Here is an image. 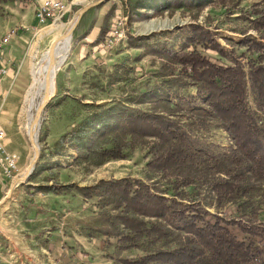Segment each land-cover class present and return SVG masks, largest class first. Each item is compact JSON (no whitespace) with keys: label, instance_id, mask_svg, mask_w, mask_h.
Listing matches in <instances>:
<instances>
[{"label":"rangeland","instance_id":"obj_1","mask_svg":"<svg viewBox=\"0 0 264 264\" xmlns=\"http://www.w3.org/2000/svg\"><path fill=\"white\" fill-rule=\"evenodd\" d=\"M97 1L64 0L67 11L61 17L45 22H40L36 16L40 2L34 6L35 0L0 3V31L1 28H30L27 51L31 60L38 52L41 55L50 53L52 43L64 35L65 28L75 20L79 11ZM261 3L262 0H107L88 10L71 35V51L56 77L57 92L42 115L37 141L44 156L38 163H44L47 169L32 182L29 178L18 183L8 197L12 184L26 173L34 156L29 134L24 128L27 122L25 97L33 82L31 60L29 71L21 76L22 94L11 102L17 105V111L5 113L0 106V119L5 122L3 125L0 122V125L7 132L6 148L17 157L16 171L9 175L0 173V231L4 236L0 234V251L6 255V261L0 264H115L117 258L137 259L151 250L167 248L161 243H150L121 251L117 239L105 235V211L97 206V198L85 200L75 190L60 195H32L28 194V185L57 182L92 186L100 180L130 178L151 184L156 182L166 190L164 195L171 198L174 193L168 179L147 171V163L153 158L151 141H142L133 150H128L125 159L106 161L100 166L77 161L73 148L64 149L60 154L55 148L63 135L79 126L98 106L110 108L122 104L139 111L153 112V100L167 97L168 93L174 104L180 102L184 115L178 118L183 123V130L197 146L218 157L231 154L233 143L220 122L202 123L189 112L193 104L200 103L196 89L191 86L181 89L176 85L169 88L175 84L174 76L170 74L177 73L176 67L157 52L163 48L183 49L190 25L199 24L213 32L225 50L234 51L239 56L245 50L229 41L242 39L243 30L248 35H255L239 16ZM31 7L35 8L34 13L28 12ZM29 14L35 17L33 24L29 23ZM103 24H107L109 32L106 40L96 45L98 49L95 51L90 48L84 50L82 40L90 38L94 32L93 39ZM62 26L64 30L61 31ZM117 31L121 34L114 41ZM109 40L114 41L111 46L106 45ZM95 44L96 41L90 46ZM198 49L213 62L231 63L230 58L215 51L202 46ZM89 50L93 53V60L87 65L86 52ZM245 62L242 60L243 64ZM249 103L253 112L264 119L257 111L252 95ZM197 188L201 191V187ZM202 190L205 196L202 204L211 213L248 220L246 216L253 208L258 211L254 219L264 222V185L257 186L250 196L235 204L218 206H215L213 194L205 192L204 187ZM193 191V188L186 189L189 194ZM237 206H240L239 211H235ZM237 233L241 239L245 238L241 232Z\"/></svg>","mask_w":264,"mask_h":264},{"label":"trees","instance_id":"obj_2","mask_svg":"<svg viewBox=\"0 0 264 264\" xmlns=\"http://www.w3.org/2000/svg\"><path fill=\"white\" fill-rule=\"evenodd\" d=\"M17 1L23 0L0 3ZM261 4L239 16L247 29L255 32L248 35L243 30L242 39L229 41L245 50L239 56L225 50L215 34L199 24L190 25L183 49L157 52L176 67L177 73L170 74L175 84L167 81L169 88L196 89L200 103L193 104L189 112L202 123L220 122L233 143L231 154L218 157L197 146L183 130L179 119L184 115L182 106L170 100V93L153 100V112L122 104L98 106L57 141V153L73 148L77 161L100 166L125 159L128 150L151 141L153 158L147 171L168 179L174 195L166 197V190L156 182L130 178L100 180L92 186L34 183L28 185V194L60 195L75 190L85 200L97 198V206L105 211V235L116 238L121 251L139 244L167 246L137 259L117 258L115 264H264V222L254 219L256 209L244 220L211 213L202 204L203 187L213 194L218 206L235 204L264 185V119L249 103L252 95L257 111L264 116V0ZM108 34L107 24H103L95 45L104 42ZM199 46L230 58L231 63L213 62ZM46 169L44 163H38L29 181ZM189 188L194 190L191 194L186 192ZM239 210L237 206L235 211Z\"/></svg>","mask_w":264,"mask_h":264},{"label":"crops","instance_id":"obj_3","mask_svg":"<svg viewBox=\"0 0 264 264\" xmlns=\"http://www.w3.org/2000/svg\"><path fill=\"white\" fill-rule=\"evenodd\" d=\"M38 4L42 0H35ZM20 2V1H17ZM7 4H13L12 2H8ZM15 4V3H14ZM32 6V7H33ZM30 8L28 12L34 13L35 8ZM31 15V14H29ZM34 16H30L29 23L33 24ZM14 27V26H13ZM23 28H1L0 31V69H5L6 74L0 79V106H3L5 113H13L16 112L17 108L15 105H12L11 102L17 100L18 97L22 94V85L23 82L21 81L22 74H25L30 69L31 60L28 57V47H27V40H28V32L30 28H25V26H21ZM43 31V30H42ZM7 35H10L9 41L5 44L2 42L3 38ZM94 32L91 34L90 38H85L82 40V45L85 49L96 50L98 49L96 45H91L94 43L98 36L99 32L96 33L95 37ZM92 39V40H91ZM86 50V51H87ZM86 52L87 60L85 64L89 65L91 60H93V53ZM90 54V55H89ZM77 57H80V53H77ZM85 57V56H84ZM82 63V62H81ZM31 72V71H30ZM1 122V119H0ZM5 122H1L3 125ZM2 232L0 231V234ZM2 235V234H1ZM3 236V235H2ZM4 237V236H3ZM2 247V243L0 240V248ZM6 261V255H3L0 251V263Z\"/></svg>","mask_w":264,"mask_h":264},{"label":"bare ground","instance_id":"obj_4","mask_svg":"<svg viewBox=\"0 0 264 264\" xmlns=\"http://www.w3.org/2000/svg\"><path fill=\"white\" fill-rule=\"evenodd\" d=\"M75 20L71 22V24L67 28H65V30L63 29L62 26V28H60L61 31L63 29L64 34H66L73 27ZM71 46H72V38L71 36H69L66 39L59 42V44L56 47V51H55L56 65L52 75L53 77H52V85H51V97H54L55 93L57 92L56 91L57 73L66 62L69 52L71 51ZM50 61H51V52L50 53L46 52L43 55L39 54L38 52L37 54H34L32 58L31 76L33 82L30 83L29 89L25 97V113L27 116V122L24 128L27 134L29 135L31 134V131L33 129V123H34L37 107L41 103V102L38 103L37 100L38 99L42 100L45 93V89H46L45 74ZM22 177L18 179L17 181L18 183L24 181Z\"/></svg>","mask_w":264,"mask_h":264},{"label":"water","instance_id":"obj_5","mask_svg":"<svg viewBox=\"0 0 264 264\" xmlns=\"http://www.w3.org/2000/svg\"><path fill=\"white\" fill-rule=\"evenodd\" d=\"M107 0H99L93 4H89L87 6H85L84 8H82L75 20V23L73 25V27L64 35H62L60 38H58L57 40H55L50 48V52H51V61L48 64V67L46 69V74H45V93L44 96L41 100V103L38 105L37 110H36V114H35V118H34V123H33V129L31 131V134L29 135V141L31 143V146L34 150V156L33 159L29 165V167L27 168L26 173L24 174L23 178V182H26L30 176L33 173V170L35 169L36 165L38 164L40 157H41V150L40 147L38 145V141H37V137H38V133H39V129L41 126V120H42V115L43 112L45 110V108L48 106L50 100L52 99L51 97V85H52V75L55 69V65H56V56H55V51H56V47L59 44V42H61L62 40L66 39L67 37L71 36L73 34V32L76 30L77 26L79 25L83 15L90 9L96 7V6H100L103 3H105ZM18 182L16 181L15 183L12 184L11 189L9 191L8 197L11 196L13 190L17 187ZM1 205V203H0Z\"/></svg>","mask_w":264,"mask_h":264},{"label":"built area","instance_id":"obj_6","mask_svg":"<svg viewBox=\"0 0 264 264\" xmlns=\"http://www.w3.org/2000/svg\"><path fill=\"white\" fill-rule=\"evenodd\" d=\"M67 5H65L64 0H42L38 4L37 8V18L40 22H45L51 18L57 19L61 17V14L65 13L67 10ZM121 34L120 32L115 33L114 41L119 39L117 35ZM10 39V35H7L3 38L2 42L7 43ZM121 40V39H120ZM114 41L109 40L106 42V45L111 46V42ZM105 46V45H104ZM6 70L0 71V79L2 75H5ZM7 132L5 128L0 125V173L5 172L6 174H11L12 172L17 170V157L7 151L6 145Z\"/></svg>","mask_w":264,"mask_h":264}]
</instances>
